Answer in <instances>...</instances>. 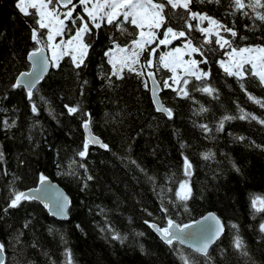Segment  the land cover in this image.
<instances>
[{
	"label": "trees",
	"instance_id": "1",
	"mask_svg": "<svg viewBox=\"0 0 264 264\" xmlns=\"http://www.w3.org/2000/svg\"><path fill=\"white\" fill-rule=\"evenodd\" d=\"M16 3L0 0L3 264H68L67 253L72 264H183L181 254L191 264H205L206 258L191 249L177 242L174 247L167 245L149 224L164 227L170 217L181 225L209 211L220 217L224 233L208 250V264H264V232L260 231L264 211H256L251 204L254 197L264 198V124L259 122L264 120V107L255 102L264 103V85L250 75L243 80L227 75L219 63L226 60V50L214 42L204 46L208 62L199 64L208 77L196 80L189 76L186 86L182 80L178 85L185 88L187 97L163 87L170 75L160 65L157 52L153 67L142 69L145 76L125 70L123 78H117L111 75L105 53L113 47V39L124 45L131 37L102 23L101 28L85 36L91 45L85 66L77 69L70 56L62 57L59 66L52 65L36 85L29 101L24 88L13 89L11 84L29 69L28 53L43 45L31 39L35 18L22 14ZM73 3L77 5L73 15L87 20L78 0ZM190 7L229 27L234 24L237 37L221 31V35L234 39V47L264 45V22L256 18V12L264 14V8L240 11L233 0H193ZM180 15L187 16L183 9L169 12V24L177 30L183 28ZM189 22L207 26L206 21ZM125 27L134 31L131 25ZM71 35L73 32L66 31L56 40H67ZM189 38L197 46L204 40L195 28ZM182 41L185 39L173 40L170 46ZM147 55L140 57L142 64ZM148 71L155 73L161 85V102L172 110V118L154 108L149 88L142 82L147 80ZM205 86L215 91H201ZM33 103L37 114L32 112ZM65 104H79L82 112L90 114L91 132L108 144L109 150L89 145L85 157L77 155L86 140L82 122L88 117L80 113L69 116ZM242 114L249 115L240 119ZM4 121L14 122V126L6 128ZM205 153H210V158L205 159ZM184 157L192 165L187 176ZM40 175L58 183L69 195L66 220L56 219L35 200L3 211L13 190L35 186ZM182 181L191 187V198L186 202L175 195ZM162 207L168 209L167 216ZM233 224L237 228H232ZM117 234L121 239H113ZM237 236L243 242L242 249L234 245Z\"/></svg>",
	"mask_w": 264,
	"mask_h": 264
},
{
	"label": "snow or ice",
	"instance_id": "2",
	"mask_svg": "<svg viewBox=\"0 0 264 264\" xmlns=\"http://www.w3.org/2000/svg\"><path fill=\"white\" fill-rule=\"evenodd\" d=\"M211 3L213 0H207ZM219 3L220 0H215ZM235 8L243 11L246 7H251L253 10L256 8H264V2L262 0H252V2L246 4L245 0H233ZM78 3L83 8V12L87 15V20L82 15L74 16L77 5L73 3V0H17L16 7L25 16H32L35 18V26L32 27L31 39L37 45H43L37 47L33 51L28 53V60L31 62L32 70L28 72L19 73L15 82L11 84L13 89L24 88L26 89V95L29 101L32 100L34 89L36 85L43 79L44 74L47 72L49 64L58 67V61L64 56H70L72 64L75 68L79 69L85 66V60L89 54L90 43L85 41V36L91 35L93 29H99L102 23L112 25L122 35L127 34L131 39L122 46L115 39H113V47L110 48L105 55L109 57L108 63L112 67V76L122 79V73L127 70L130 73H135L137 76H145L144 68H152L153 63L151 56L156 54V48L152 45H168L173 40L180 38L185 39L183 48L176 47L172 51L159 57L160 64L163 68L172 73L168 79L163 81L164 88H171L172 85L168 83V80H172L174 84L180 85L182 80L183 85H187L189 80L186 77H194L196 80H202L208 77V73L199 68L200 63H207L208 58L205 55L204 46L211 45L213 42L218 45L220 49L226 50V55L229 57L228 61L221 60L220 66L224 69L225 73L229 76H235L238 80H243L246 76L250 75L257 78L261 85H264V45L234 47V39H229L224 35H221V31L230 34L232 38L237 37L238 33L235 30V25L229 27L226 24L221 23L215 18L209 16L206 13L195 12L191 10L193 0H78ZM200 3H205V0H200ZM72 5V7H69ZM91 5V7H89ZM34 11H29V10ZM66 9V11H61ZM168 9V11H166ZM175 9H183L187 14L180 15V19L183 20V28L177 30L176 27L169 24V12ZM248 15L247 12L243 13ZM63 17V19L61 18ZM122 17V19H121ZM256 18L261 22H264V14L256 12ZM198 20L201 23L207 21V27H201L193 25L189 21ZM68 21L69 23H66ZM91 23V27L89 24ZM125 24L131 25L134 28L133 32H129ZM247 27V26H246ZM199 31L204 36L203 42L197 46L193 43V38L190 37V33L193 29ZM163 29L162 36L160 38V30ZM187 29V31L183 30ZM40 30H47L46 33ZM73 32L67 40L61 39L59 43H56L57 37H63L65 33ZM215 37L213 41L212 37ZM240 39H247L246 37H240ZM44 47L51 50V60L44 54ZM147 53L145 57V63H141L140 57ZM193 54H198L202 57L201 60L191 59ZM187 55L190 59L185 60L184 56ZM178 70L183 72V76L178 75ZM148 80L152 81V87L150 89L153 102L157 105L156 110L163 112L168 118H172V110L164 107L157 98V91L160 84L156 80L155 73H146ZM110 80L111 77H108ZM145 88H148V81H142ZM86 83V81H85ZM240 87L244 89V85ZM178 95L188 96V92L184 87L173 88ZM201 91L211 94L214 89L205 86ZM83 94V93H81ZM249 99H255L249 96ZM257 104H261L264 107V103L260 100H255ZM69 116L80 113L82 116L88 117L82 122V127L87 133L86 140L83 144V150L79 151L77 155L81 158L85 157L90 144L99 145L105 150H109V145L103 143L98 137L94 136L90 131V114L81 111L79 104L70 106L64 105ZM203 111V109H201ZM242 111V110H241ZM32 112L38 113L35 103L32 104ZM249 114H242L239 118L245 119ZM234 117H224V119H233ZM251 119H257L256 116H251ZM264 124V120L259 121ZM6 128L14 126L4 121ZM207 129L206 125H203ZM220 127H223V120H221ZM240 139H243L241 137ZM183 147V145H182ZM205 159L210 158V153L203 154ZM3 159V153L0 152V160ZM135 163V161H132ZM84 167V165H80ZM191 162L187 157L183 159L184 174L190 175ZM235 167V165H234ZM239 171V169H237ZM88 180L92 177L88 176ZM39 183L43 186L47 183V177L44 175L39 176ZM177 199L181 202H186L191 198V187L187 181H182L179 184V190L175 193ZM39 200L44 204V207L54 215H60L64 213L68 198L60 193L55 196H51L47 189L34 188L29 191L13 190L9 198V203L6 208L3 209L5 213L10 208H18L23 201ZM259 202L260 207H257ZM252 207L256 211H264V198L254 197L251 201ZM185 210H187L186 203L184 204ZM166 216L168 209L162 207ZM145 223H149L145 221ZM149 226L156 230L161 239L169 246L174 247V242H179L181 245L189 244L193 247L194 251L203 255L206 260L205 264H208L211 257L209 256V247L222 235L224 231V225L219 217L210 213L205 216L202 221L197 220L195 224H184L183 227L178 225L174 219L167 218V226L161 227L155 223H150ZM27 227V224H25ZM232 228H237V225H231ZM260 231L264 232V223L260 224ZM113 239H121L117 234L113 236ZM234 245L237 249L243 248V242L237 236L234 241ZM5 251V245L0 243V253ZM243 255L247 256V252L244 251ZM68 255V264H72L71 254ZM183 264H191L188 257L181 254ZM3 264V261H0Z\"/></svg>",
	"mask_w": 264,
	"mask_h": 264
},
{
	"label": "water",
	"instance_id": "3",
	"mask_svg": "<svg viewBox=\"0 0 264 264\" xmlns=\"http://www.w3.org/2000/svg\"><path fill=\"white\" fill-rule=\"evenodd\" d=\"M70 6H72V5H69V7ZM39 47H42V46H39ZM44 54L46 55V56H48V52H47V50L44 48ZM49 57V56H48ZM27 61L29 62V65H30V67H29V69L27 70V71H24V72H28V71H31L32 70V67H31V62L28 60V55H27ZM51 66H52V64L50 63L49 64V67H48V70H47V72L44 74V77H45V75L49 72V70H50V68H51ZM149 72V71H148ZM150 72H152V71H150ZM18 77V76H17ZM43 77V78H44ZM157 80V79H156ZM147 81H148V88H149V93H150V97H151V100H152V103H153V106H154V108L156 109L157 108V105L156 104H154V102H153V96H152V93H151V91H150V89H151V87H152V81L151 80H148V77H147ZM157 82H158V80H157ZM159 83V82H158ZM26 90V89H25ZM160 92H161V85H160V87L158 88V91H157V98H158V100H159V102L162 104V102H161V99H160ZM163 105V104H162ZM164 106V105H163ZM165 107V106H164ZM160 112V111H159ZM161 113H163V112H161ZM163 114H165V113H163ZM166 115V114H165ZM83 131H84V134H85V138L87 137V133H86V131L83 129ZM91 131V130H90ZM92 133V132H91ZM93 134V133H92ZM94 135V134H93ZM94 136H96V135H94ZM97 137V136H96ZM99 138V137H98ZM100 139V138H99ZM101 140V139H100ZM91 146H94V147H99V148H101L99 145H94V144H90ZM41 187H43V188H45V189H47L48 190V192H49V194L51 195V196H55L57 193H60V194H62L63 196H66L67 198H68V203L66 204V207H65V210H64V213L63 214H60V215H54V214H52V213H50L49 212V210L47 209V211L53 216V217H55L56 219H59V220H66L67 218H68V208H69V205H70V197H69V195L65 192V190L58 184V183H56V182H54V181H52L50 178H47V183L45 184V185H41L40 183H39V181L37 182V184L35 185V186H33V187H30V188H27V189H24L23 191H25V192H27V191H29L30 189H34V188H41ZM35 201H38V202H40L41 204H43L41 201H39V200H35ZM44 205V204H43ZM210 213H212V214H215L217 217H219L215 212H213V211H209V212H207V213H205L204 215H202L201 217H199V218H197V219H195V220H192V221H189V222H186V223H183V224H178V225H180L181 227H183V225L184 224H195V221H197V220H200V221H202L203 220V218L205 217V216H207V215H209ZM220 218V217H219ZM221 220V219H220ZM222 221V220H221ZM223 223V222H222ZM224 225V224H223ZM167 226V225H166ZM166 226H164V227H166ZM153 231H154V233L161 239V237H160V235H159V233L156 231V230H154L153 228H151ZM223 233H224V231H223ZM223 233H222V235H223ZM221 235V236H222ZM220 236V237H221ZM219 237V238H220ZM162 240V239H161ZM218 240V239H217ZM216 240V241H217ZM163 241V240H162ZM215 241V242H216ZM164 242V241H163ZM214 242V243H215ZM177 243H179L178 241H177ZM213 243V244H214ZM180 244V243H179ZM212 244V245H213ZM181 245V244H180ZM211 245V246H212ZM182 246H184V247H186V248H189V249H191L192 251H194V249H193V247H191L189 244H183ZM211 246L209 247V249L211 248ZM196 252V251H195ZM198 253V252H197ZM200 254V253H199ZM4 259H5V254H4V252L3 253H0V261H3V263H4Z\"/></svg>",
	"mask_w": 264,
	"mask_h": 264
},
{
	"label": "rangeland",
	"instance_id": "4",
	"mask_svg": "<svg viewBox=\"0 0 264 264\" xmlns=\"http://www.w3.org/2000/svg\"><path fill=\"white\" fill-rule=\"evenodd\" d=\"M89 7H91V5H89ZM85 14H86V13H85ZM61 18L63 19V17H61ZM206 22H207V21H206ZM207 26H208V24H207ZM207 26H206V27H207ZM160 38H163V36H160ZM61 39H62V38L56 40L55 42H56V43H59V41H60ZM64 40H66V39H64ZM184 43H185V41H182V43H181L180 45H175V46H170V44H168V45H152L151 47H155V48H156V52L158 53V54H157V59H158V61H159V57H160V56L165 55L166 53L172 51V50H173L174 48H176V47L183 48ZM122 46H123V45H122ZM47 52H48V56H49V58H50V60H51V56H52L51 50L48 49ZM226 57H227V58H226L225 61H228V60H229V57H228V56H226ZM108 58H109V57H108ZM150 58H151L152 62H154L155 55L151 56ZM184 59H185V60H188V59H190V57H188L187 55H185V56H184ZM191 59H196V60H198L194 54L192 55ZM159 63H160V61H159ZM160 65H161V64H160ZM161 66H162V65H161ZM162 67H163V66H162ZM169 75H170V76L172 75V73H171L170 71H169ZM178 75L183 76V72H182L181 70H178ZM169 84L172 85V87H171L172 89H173V88H178V85H177V84H174L172 80H170Z\"/></svg>",
	"mask_w": 264,
	"mask_h": 264
}]
</instances>
